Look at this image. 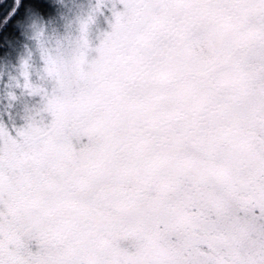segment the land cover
Instances as JSON below:
<instances>
[{"label":"snow or ice","instance_id":"snow-or-ice-1","mask_svg":"<svg viewBox=\"0 0 264 264\" xmlns=\"http://www.w3.org/2000/svg\"><path fill=\"white\" fill-rule=\"evenodd\" d=\"M0 264H264V0H0Z\"/></svg>","mask_w":264,"mask_h":264}]
</instances>
